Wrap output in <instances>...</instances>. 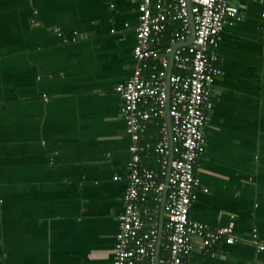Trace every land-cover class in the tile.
<instances>
[{
	"label": "crops",
	"instance_id": "obj_1",
	"mask_svg": "<svg viewBox=\"0 0 264 264\" xmlns=\"http://www.w3.org/2000/svg\"><path fill=\"white\" fill-rule=\"evenodd\" d=\"M230 3L189 216L232 221L234 241L194 237L187 264H264V4ZM137 24V0H0V264L113 263L130 141L115 87Z\"/></svg>",
	"mask_w": 264,
	"mask_h": 264
},
{
	"label": "built area",
	"instance_id": "obj_2",
	"mask_svg": "<svg viewBox=\"0 0 264 264\" xmlns=\"http://www.w3.org/2000/svg\"><path fill=\"white\" fill-rule=\"evenodd\" d=\"M254 1L264 4V0ZM137 8L133 71L126 81L115 87L122 98L120 113L130 141L128 182L123 193L124 209L119 216L112 264H187L185 259L193 250L194 237L200 239L205 250L221 241H234L232 221L211 228L191 219L189 209L197 198L196 188L200 184L195 164L205 152L203 127L213 105L210 87L222 74L216 48L224 26L239 20L240 14L230 0H137ZM190 14L194 33L191 41ZM170 58L173 159L160 231L156 212L171 151L165 119ZM151 125L158 129L156 141L147 136ZM149 153L158 156L157 167L144 165L143 156ZM146 203L149 206H143ZM250 240L258 251L264 250V244L257 241L255 228Z\"/></svg>",
	"mask_w": 264,
	"mask_h": 264
},
{
	"label": "water",
	"instance_id": "obj_3",
	"mask_svg": "<svg viewBox=\"0 0 264 264\" xmlns=\"http://www.w3.org/2000/svg\"><path fill=\"white\" fill-rule=\"evenodd\" d=\"M189 20H190V24H191V28H192V31H191V35H190V38H189V41H191L193 39V20H192V15L190 14L189 15ZM188 41V42H189ZM172 71V60L170 58V63H169V67L167 69V78H166V89H167V93H168V97H167V105L165 107V119H166V122H167V128H168V134H169V139L171 141V151H170V154H169V157H168V160H169V165H168V168H167V174L165 176V186H164V189H163V194H162V199H161V204H160V222H159V230L161 231V228H162V224H163V218H164V209H163V206H164V202H165V198H166V193H167V185H168V182H167V179H168V174H169V171H170V163L173 159V153H172V130H171V117L169 115V83H168V77L170 75ZM159 241H158V244H157V252H156V260L158 259V255H159Z\"/></svg>",
	"mask_w": 264,
	"mask_h": 264
},
{
	"label": "trees",
	"instance_id": "obj_4",
	"mask_svg": "<svg viewBox=\"0 0 264 264\" xmlns=\"http://www.w3.org/2000/svg\"><path fill=\"white\" fill-rule=\"evenodd\" d=\"M151 126H153L154 127V129L152 130V132L151 133H154L155 134V132H154V130H156V138L155 139H153L152 137V139H153V141H156L157 140V138H158V129H157V127L156 126H154V125H151Z\"/></svg>",
	"mask_w": 264,
	"mask_h": 264
}]
</instances>
